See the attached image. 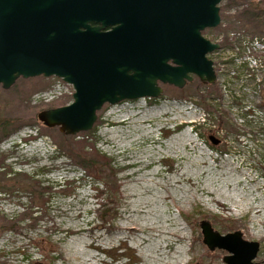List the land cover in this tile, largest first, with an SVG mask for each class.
<instances>
[{
  "label": "rangeland",
  "instance_id": "374dc122",
  "mask_svg": "<svg viewBox=\"0 0 264 264\" xmlns=\"http://www.w3.org/2000/svg\"><path fill=\"white\" fill-rule=\"evenodd\" d=\"M242 8V0H222L219 25L202 32L220 46L208 55L215 82L194 76L182 89L164 85L155 99L106 103L87 131L65 135L37 117L49 103L73 101L61 78L19 77L0 89V119L10 120L0 129V179L6 172L18 183L0 189V264H223L228 253L203 243L202 220L222 235L238 230L258 242L253 261L264 264V45L255 44L264 43V30H252ZM127 115L150 120L143 127L152 132L144 137L104 122ZM118 130L129 132L114 137ZM176 139L188 145L170 150ZM90 147L104 159L88 156ZM81 156L103 176L113 173L118 191L96 180ZM188 168L192 180L181 175ZM32 181L47 190L42 207L18 187ZM23 209L33 214L24 217ZM40 237L59 247L51 263L36 246Z\"/></svg>",
  "mask_w": 264,
  "mask_h": 264
},
{
  "label": "water",
  "instance_id": "95a60500",
  "mask_svg": "<svg viewBox=\"0 0 264 264\" xmlns=\"http://www.w3.org/2000/svg\"><path fill=\"white\" fill-rule=\"evenodd\" d=\"M221 1L0 0V88L19 77L61 78L73 101L37 117L75 135L93 127L106 103L158 98L162 84L181 89L194 76L212 84L207 55L219 44L202 31L219 25ZM200 228L209 250L228 253L223 264H257L258 242L238 230L222 235L207 220Z\"/></svg>",
  "mask_w": 264,
  "mask_h": 264
},
{
  "label": "trees",
  "instance_id": "16d2710c",
  "mask_svg": "<svg viewBox=\"0 0 264 264\" xmlns=\"http://www.w3.org/2000/svg\"><path fill=\"white\" fill-rule=\"evenodd\" d=\"M236 1L237 0H231V3L235 4ZM242 3H243V8L239 11L242 19L245 20V22L250 26L252 30L255 31L264 30V0H242ZM52 103H49V107L51 108H55L57 106H61L64 104L61 101H57L56 104L51 105ZM204 108L208 110L207 105H204ZM46 109H50V108H46ZM9 124H10L9 119H5V118L0 119V129H3L5 126ZM87 155L98 157L100 154L98 153V151L94 150L93 147H90V149L87 150ZM104 157L105 156H101V155L99 156V158L101 159H104ZM81 162L83 163L84 168L89 169L88 171L94 176V178L96 177L95 178L96 180L98 181L102 180L103 186H105L107 189L111 191H118L119 185L117 184L116 178H113L114 175L113 173L110 174L109 176H103L102 173L105 172L104 169H100V167L97 165V162L95 164L93 160H88L85 156H81ZM108 163H106V165ZM98 174L101 175V177L98 176ZM13 175L14 176L17 175L18 177L20 174L14 172ZM2 176L3 177L0 179V189L3 190L6 188L5 190H11V187L13 185L17 186L18 183L15 182L16 181L15 177L13 179L11 178V176L9 175L7 176L6 172L3 173ZM20 186L18 187L23 188L32 193L33 197L31 198V203L33 205L37 204V206L39 205L40 207L44 205V203L46 202V198H44L43 195L47 190L46 188H43V186L40 187L39 182L32 181L30 184L21 183ZM32 214L33 212H31V210L29 211L26 209L24 211L23 209V213L21 215H24L25 217L27 215L31 216ZM111 216H113V212L112 215H109V218ZM10 223H12L15 227L17 226L16 223L13 221H10ZM35 242H36V246H38L42 250L41 253L44 255V257L48 256L49 263L53 262V260L56 258L55 253L59 252V247L56 245V243H54L50 238L48 240L47 238H41V237L38 238ZM38 263H41V260L38 261ZM38 263L33 262L31 264H38Z\"/></svg>",
  "mask_w": 264,
  "mask_h": 264
},
{
  "label": "bare ground",
  "instance_id": "6f19581e",
  "mask_svg": "<svg viewBox=\"0 0 264 264\" xmlns=\"http://www.w3.org/2000/svg\"><path fill=\"white\" fill-rule=\"evenodd\" d=\"M111 114H112V112H111ZM128 116V115H127ZM125 117L124 119H119V120H116V119H110V118H107L104 122L107 124V125H114V126H117V127H123V126H127L128 128H130V133L132 132V131H134V132H138V133H142L143 134V136L144 137H146L148 134H150L152 131H149L148 129H145L144 127H143V124H149V123H151V121L150 120H138V119H133L132 120V117H130V116H128V117ZM134 117H135V115H134ZM128 132L129 131H127V132H123V131H121V130H118V131H113V136L114 137H117L118 135H117V133H120L119 135L121 136V137H123V136H125V134H128ZM187 140H189L190 141V138H187L186 139V141ZM176 145H181V146H186V145H188L187 143H182L180 140H171L169 143H168V145H167V147L170 149V150H173V149H175V146ZM146 152H152V150H149V151H146ZM137 163H144V160H140V162H137ZM193 165H196V163L194 164L193 163ZM189 170H191V169H187L184 173H182L181 175L182 176H185V178L184 179H186V180H192V179H194V178H192V177H190V176H186V174H188L189 173ZM198 172V169H196L195 170V172L194 173H197ZM205 171H202V173H204ZM181 175H179V176H181ZM210 191V190H209ZM229 197H230V199L234 202V203H238V206H239V204H241V201L240 200H235L234 199V197H232V196H230L229 195ZM249 203L247 202V205H248ZM243 206H246V203L244 204L243 203ZM225 208H227V209H229L228 207H227V205H226V207ZM130 230H132V231H134V230H136L134 227H130L129 228ZM162 234L164 233V234H167V235H169L170 236V238H172V237H176L177 236V234L175 233V232H173V231H164V232H161ZM183 235V234H182ZM184 236V235H183ZM169 244H171L170 242H168V240H167V244L165 245V247L166 248H168L169 247ZM161 250V248H159L158 250H156V252H158L157 254L159 255H161V253L162 252H160L159 253V251ZM178 252V251H177ZM151 253H154V251L153 250H151ZM151 257L154 259V257L151 255ZM177 262V261H176ZM176 262L174 263V264H176ZM167 264H171L169 261L168 262H166Z\"/></svg>",
  "mask_w": 264,
  "mask_h": 264
},
{
  "label": "built area",
  "instance_id": "2783aa9c",
  "mask_svg": "<svg viewBox=\"0 0 264 264\" xmlns=\"http://www.w3.org/2000/svg\"><path fill=\"white\" fill-rule=\"evenodd\" d=\"M254 40V39H253ZM261 43V45H264V43H262V41H260V40H257V39H255V44L256 45H258V44H260ZM264 48V47H263ZM263 52V51H262Z\"/></svg>",
  "mask_w": 264,
  "mask_h": 264
},
{
  "label": "flooded vegetation",
  "instance_id": "af4514ba",
  "mask_svg": "<svg viewBox=\"0 0 264 264\" xmlns=\"http://www.w3.org/2000/svg\"><path fill=\"white\" fill-rule=\"evenodd\" d=\"M162 87L164 86V85H161Z\"/></svg>",
  "mask_w": 264,
  "mask_h": 264
}]
</instances>
